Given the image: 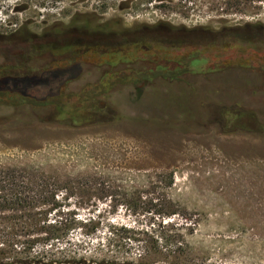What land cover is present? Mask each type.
Wrapping results in <instances>:
<instances>
[{
	"label": "rangeland",
	"instance_id": "rangeland-1",
	"mask_svg": "<svg viewBox=\"0 0 264 264\" xmlns=\"http://www.w3.org/2000/svg\"><path fill=\"white\" fill-rule=\"evenodd\" d=\"M144 1L0 0V168L99 222L71 242L138 264L180 234L181 264H264V0Z\"/></svg>",
	"mask_w": 264,
	"mask_h": 264
},
{
	"label": "trees",
	"instance_id": "trees-1",
	"mask_svg": "<svg viewBox=\"0 0 264 264\" xmlns=\"http://www.w3.org/2000/svg\"><path fill=\"white\" fill-rule=\"evenodd\" d=\"M154 1L156 9H167L172 4L168 1L170 5H167L165 0ZM255 2L257 0H225L220 5L227 11L235 10L245 14L257 8L254 6ZM144 3L151 4V0H145ZM182 7L185 8L186 5ZM259 26L261 25H255V28ZM14 118L24 125L35 122L29 117ZM41 125L59 127L56 123ZM35 172L23 168H0V264L134 263L128 251H104L101 243L90 248L92 243H87L84 239L71 242L69 237L73 232H80L86 238L91 233L95 234L99 222L91 219L80 221L77 217L70 218L62 213L61 205L57 201L55 203L54 198L64 187L57 182H46ZM55 208H59L56 220L50 221L49 213ZM109 232L112 237L115 236L114 231ZM153 244L151 251L145 250L144 257L139 259L142 264H181L189 249L188 243L180 234L170 241L161 237L153 241ZM111 245L113 239L108 237L105 247Z\"/></svg>",
	"mask_w": 264,
	"mask_h": 264
}]
</instances>
